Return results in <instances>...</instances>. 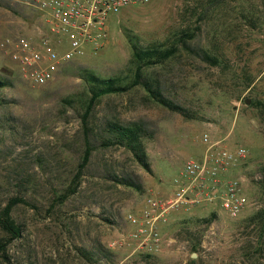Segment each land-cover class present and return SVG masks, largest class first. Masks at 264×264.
Here are the masks:
<instances>
[{"label": "rangeland", "instance_id": "obj_1", "mask_svg": "<svg viewBox=\"0 0 264 264\" xmlns=\"http://www.w3.org/2000/svg\"><path fill=\"white\" fill-rule=\"evenodd\" d=\"M214 1L150 0L130 7L109 21L102 47L73 59L42 86L26 81L0 46V207L15 197L29 203L12 211L21 234L7 247L8 262L0 264H264L258 214L264 209V0H217L220 4L199 21ZM251 8L259 19L254 27L243 21ZM39 24L38 12L22 0H0V44L33 35ZM182 32L196 33L189 47L209 51L218 64L181 48L166 63L142 71L181 113L154 103L137 86L102 97L88 118L94 147L105 121L142 122L150 133L145 142L150 172L121 147L97 148L76 193L59 202L86 140L80 73L129 83L131 41L142 48L168 46ZM203 135L228 150H245L230 175L243 179L247 207L237 218L217 205L170 210L158 224L160 246L141 247L126 217L139 216L148 197L171 195L183 162L201 157ZM104 172L129 177L140 188L106 180ZM211 214L214 220L204 226L201 221ZM197 239L200 246L193 253ZM78 248L101 249V261L87 262Z\"/></svg>", "mask_w": 264, "mask_h": 264}, {"label": "built area", "instance_id": "obj_2", "mask_svg": "<svg viewBox=\"0 0 264 264\" xmlns=\"http://www.w3.org/2000/svg\"><path fill=\"white\" fill-rule=\"evenodd\" d=\"M150 0H22L38 12L39 25L33 35L8 37L0 44L19 74L33 86L55 79L64 65L96 51L108 40L109 21L122 11ZM200 158L183 162L167 198L148 197L139 216L129 214L134 227L131 237L141 247L156 250L161 243L158 224L170 210L183 206L217 205L231 218L247 207L243 179L230 175L245 158L242 147L234 151L201 137Z\"/></svg>", "mask_w": 264, "mask_h": 264}, {"label": "trees", "instance_id": "obj_3", "mask_svg": "<svg viewBox=\"0 0 264 264\" xmlns=\"http://www.w3.org/2000/svg\"><path fill=\"white\" fill-rule=\"evenodd\" d=\"M219 2L217 0L210 2L199 21L206 19L208 10L216 4L219 5ZM255 16L253 8H251L250 15L243 16V21L254 27L255 23L259 21V19ZM195 36L196 33L193 32H182L168 46H152L147 48H142L131 41L132 63L134 65V69L132 80L129 83H122L119 78H102L88 70H83L80 73L79 78L83 81L86 89V100L84 102V110L81 115L86 140L82 156L77 164L76 172L67 187L64 188L62 194L58 196L57 200L59 202L63 203L70 196L76 193L82 180L81 177L83 176V171L87 169L90 163L91 154L97 148L107 149L112 147H121L130 152L133 160L140 167H142L146 172H150L145 148V142L146 139L150 138V133H148L147 128L142 122L121 123L114 120L105 121L98 133L100 136L98 146L94 147L88 140L89 132L92 130V128L89 127L88 118L91 115L93 108L102 97L127 93L137 86L141 87L147 93L149 99L154 103L163 106L168 110L181 113L183 109L172 100L166 98L162 94L161 86L157 82L145 78L142 71L144 68L166 63L174 58L181 48L185 51L194 52L198 58L202 59L206 63L212 65L218 64L217 56L211 54L209 51L205 49L194 50L189 47V42L193 41ZM0 86H4V84L0 83ZM103 174L104 179L114 181L116 184L137 190L140 188L139 185L129 177H119L110 172H104ZM19 204L25 206L29 205L27 201L15 197L9 199L3 207H0V230L6 235V238L0 239V260L3 262H8L7 247L9 243L16 238H19L21 234L20 226L12 217L14 207ZM258 214L261 216L262 223L264 224V209H262V211ZM214 218L215 214H211L208 218L203 219L201 222L204 226H208ZM199 246L200 241L197 239V241L191 244L192 252L196 253ZM78 253L89 263H99L102 259L101 249L87 250L85 248H78ZM195 261L196 260L191 259L190 263H194Z\"/></svg>", "mask_w": 264, "mask_h": 264}, {"label": "water", "instance_id": "obj_4", "mask_svg": "<svg viewBox=\"0 0 264 264\" xmlns=\"http://www.w3.org/2000/svg\"><path fill=\"white\" fill-rule=\"evenodd\" d=\"M192 257L195 258L196 257V254H192Z\"/></svg>", "mask_w": 264, "mask_h": 264}]
</instances>
